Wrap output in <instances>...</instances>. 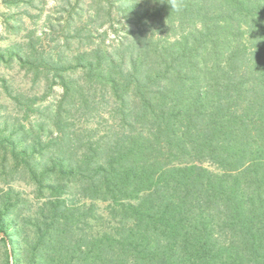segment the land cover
Segmentation results:
<instances>
[{"label":"trees","instance_id":"obj_1","mask_svg":"<svg viewBox=\"0 0 264 264\" xmlns=\"http://www.w3.org/2000/svg\"><path fill=\"white\" fill-rule=\"evenodd\" d=\"M171 3L65 0L0 47L43 88L4 80V264H264V0Z\"/></svg>","mask_w":264,"mask_h":264},{"label":"rangeland","instance_id":"obj_2","mask_svg":"<svg viewBox=\"0 0 264 264\" xmlns=\"http://www.w3.org/2000/svg\"><path fill=\"white\" fill-rule=\"evenodd\" d=\"M28 4L26 1L10 2L9 0H0V47H6L12 45L13 42L22 39L27 30L32 29L37 32H41L42 28H45L47 20L52 17V21L55 18H59L62 15H66V12L60 8L65 0H30ZM113 33H109L107 41L114 38ZM4 80H8L12 88H19L23 91H28L29 95L43 93L42 86L31 90L30 79L25 75L24 71L19 68L17 63H0V104L5 106V109L1 111L16 112L13 102L7 95V91L4 87ZM8 84V83H7ZM61 92V88L56 86L53 88V93L47 97L46 102H50L54 99V95ZM19 116L22 117L23 113L19 112ZM27 123V120H23ZM211 169H215L210 166ZM20 189H27L26 185L19 184ZM99 211H103V203H99ZM5 263L3 255V244L0 243V264Z\"/></svg>","mask_w":264,"mask_h":264},{"label":"clouds","instance_id":"obj_3","mask_svg":"<svg viewBox=\"0 0 264 264\" xmlns=\"http://www.w3.org/2000/svg\"><path fill=\"white\" fill-rule=\"evenodd\" d=\"M170 5H171V8L178 11L181 6V0H172V3Z\"/></svg>","mask_w":264,"mask_h":264},{"label":"water","instance_id":"obj_4","mask_svg":"<svg viewBox=\"0 0 264 264\" xmlns=\"http://www.w3.org/2000/svg\"><path fill=\"white\" fill-rule=\"evenodd\" d=\"M10 261H11V264H15V261H14V257L12 256V251H10Z\"/></svg>","mask_w":264,"mask_h":264}]
</instances>
